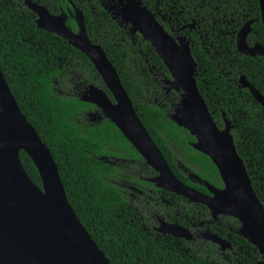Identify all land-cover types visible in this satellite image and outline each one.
Masks as SVG:
<instances>
[{"label": "trees", "instance_id": "obj_1", "mask_svg": "<svg viewBox=\"0 0 264 264\" xmlns=\"http://www.w3.org/2000/svg\"><path fill=\"white\" fill-rule=\"evenodd\" d=\"M27 1L53 16H66V27L74 33L80 29L76 14H82L90 40L105 50L137 114L175 176L185 185L207 192L204 186L186 177L180 169L184 165L202 180L224 185L212 160L192 147L196 138L168 116L181 101V92L166 95L163 89L164 79H171L169 70L148 41L139 33L131 34L130 26H122L109 13L105 6L111 0H0V68L22 113L50 150L71 207L110 263L262 261L258 249L237 234L240 223L233 217L221 216L220 225L212 227L232 243V250L223 252L219 245L200 237L188 241L157 234L148 224L144 228L126 215V210H122L126 207L124 189L113 182L127 179L121 177L126 174L124 165L115 167L103 158L140 160L141 156L96 105L80 99L88 87L95 86L114 102L93 63L62 37L39 29L38 17ZM139 1L156 15L170 35L174 36L172 28L196 25L194 32L187 33L194 39L200 32L192 48L199 65V90L218 127L224 129L226 120L230 121L238 154L264 205V107L240 84L244 77L264 96V57L246 56L238 52L236 44L240 30L252 22L247 42L252 47H264L259 0ZM20 156L29 177L42 188L34 162L23 151ZM128 175L131 182L138 181L137 175ZM179 198L187 202L181 204L187 210H180L179 223L187 227L185 221L195 211V223L202 230L201 221L211 219L208 208ZM162 214L167 216V210H162Z\"/></svg>", "mask_w": 264, "mask_h": 264}, {"label": "water", "instance_id": "obj_2", "mask_svg": "<svg viewBox=\"0 0 264 264\" xmlns=\"http://www.w3.org/2000/svg\"><path fill=\"white\" fill-rule=\"evenodd\" d=\"M259 3L264 26V0ZM26 5L37 15L39 29L62 37L93 63L114 102L104 90L95 86H90L80 99L96 105L146 164L159 172L152 182L165 191L206 206L213 222L220 216L237 219L240 223L237 234L258 249L262 256L258 264H264V205L238 154L230 121L226 120L225 128L220 129L199 90L198 63L192 55L191 41L175 39L141 1L117 0L114 19L122 26H130L131 34L139 33L153 46L171 74V79L162 85L163 89L167 93H182L178 107L168 116L196 138L192 147L208 156L216 166L224 185L222 189L191 174L193 181L205 185L213 193L212 197L185 185L175 176L137 114L105 50L90 40L82 14H76L80 29L74 33L66 27V16H53L31 1ZM251 25L249 22L238 33L237 50L249 57H264V47L248 45ZM240 84L264 107V96L249 81L242 77ZM22 151L39 171L42 188L27 174L20 156ZM157 231L164 236L193 239L189 230L178 224L162 223ZM203 240L219 245L223 252L233 248L229 240L216 233L207 232ZM0 264H111L71 207L50 150L22 113L1 68Z\"/></svg>", "mask_w": 264, "mask_h": 264}, {"label": "flooded vegetation", "instance_id": "obj_3", "mask_svg": "<svg viewBox=\"0 0 264 264\" xmlns=\"http://www.w3.org/2000/svg\"><path fill=\"white\" fill-rule=\"evenodd\" d=\"M111 1L112 3L107 4L105 7L109 11V13L111 12L113 15L114 12L117 10V8H115V4L117 0H111ZM117 6H118V3H117ZM195 28H196L195 24L183 26L182 28H178L176 30L172 28L171 31L174 33V36L173 35L172 36L175 39H178V38L189 39L191 41V50H192V48L195 47L194 39H197V36L198 34H200V32L196 31L198 32V34L197 35L195 34L196 36L193 39L192 37L188 36L190 33L188 34L187 30H189L190 32H194ZM129 30H130V27H129ZM200 38L202 39L203 36H200ZM204 49H205V52L208 54V47H205ZM197 76H198V71H197ZM165 80L167 79H164V82ZM170 92L169 93L166 92V95H169ZM139 156L141 155L139 154ZM103 160L105 162H109L111 165L115 167L124 165L123 167L125 169L126 174L125 176H121V177H127V179L126 180L121 179L120 182L113 180V182L117 183L119 187L124 189V191H122V195H123V198L126 200V207H124L122 210H126V215L133 217L144 228H146L148 224L150 227H152L153 231H155L157 234H160L157 231V229L162 225V223L178 224L182 228L189 230V232L193 235V239L189 241L196 240L197 237H200L199 239L203 240V237L206 235L207 232L216 233V231L213 230L212 227H217L220 225L221 216L216 222H213L212 215H211L209 208L208 210H209L211 219L208 221H201L200 225L202 227V230L198 229L195 223L196 222L195 211L191 213V216L189 215L190 219L185 221V224L187 225V227H184L179 223L180 216L182 213V211L180 210H187L186 207H182L181 204L186 205L187 202L179 198L181 196L165 191L162 188H159L154 182H152L153 179L158 177L159 172H157L156 170L148 166L142 157L140 160L139 159L133 160L132 158H129V159L121 158L120 159L119 157L114 156L112 157V159L103 158ZM148 168H151L152 171L150 169L148 170ZM180 169L192 183L205 187V185L199 184L198 182H195L191 179V174L193 173L188 168H186L184 165H181ZM128 174L137 175L136 179H138V181L131 182L128 179L129 178ZM143 181H145L146 183H149L150 186L143 184L142 183ZM208 183L217 189H222L224 187V186L220 187V186L213 185L210 182ZM199 192L207 195L208 197L213 196V193H211L209 189H207V192H204V191H199ZM162 210H167L168 215L165 216L164 214H162ZM204 225L206 227H203ZM168 237H171V236H168ZM171 238H175V237H171ZM175 239L183 240V238H175Z\"/></svg>", "mask_w": 264, "mask_h": 264}]
</instances>
